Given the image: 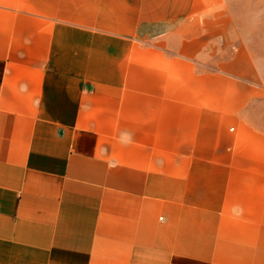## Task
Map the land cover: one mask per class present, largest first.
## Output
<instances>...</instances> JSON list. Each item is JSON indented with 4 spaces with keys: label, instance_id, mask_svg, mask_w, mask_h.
Returning <instances> with one entry per match:
<instances>
[{
    "label": "crops",
    "instance_id": "1",
    "mask_svg": "<svg viewBox=\"0 0 264 264\" xmlns=\"http://www.w3.org/2000/svg\"><path fill=\"white\" fill-rule=\"evenodd\" d=\"M224 0H0V264H264V34Z\"/></svg>",
    "mask_w": 264,
    "mask_h": 264
},
{
    "label": "rangeland",
    "instance_id": "2",
    "mask_svg": "<svg viewBox=\"0 0 264 264\" xmlns=\"http://www.w3.org/2000/svg\"><path fill=\"white\" fill-rule=\"evenodd\" d=\"M234 18L239 34L251 39L264 34V0H224Z\"/></svg>",
    "mask_w": 264,
    "mask_h": 264
}]
</instances>
